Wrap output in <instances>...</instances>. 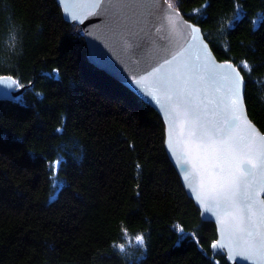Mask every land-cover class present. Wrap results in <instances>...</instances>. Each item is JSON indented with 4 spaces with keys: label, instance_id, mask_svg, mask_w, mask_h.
Returning <instances> with one entry per match:
<instances>
[{
    "label": "trees",
    "instance_id": "obj_1",
    "mask_svg": "<svg viewBox=\"0 0 264 264\" xmlns=\"http://www.w3.org/2000/svg\"><path fill=\"white\" fill-rule=\"evenodd\" d=\"M168 1L239 67L264 131V0ZM0 73L24 84L0 98V264H229L158 112L88 59L56 0H0Z\"/></svg>",
    "mask_w": 264,
    "mask_h": 264
},
{
    "label": "water",
    "instance_id": "obj_2",
    "mask_svg": "<svg viewBox=\"0 0 264 264\" xmlns=\"http://www.w3.org/2000/svg\"><path fill=\"white\" fill-rule=\"evenodd\" d=\"M56 1L63 17L82 28L88 59L158 112L164 125V148L184 190L198 207L200 217L215 225L212 249L224 252L229 264H252L236 255L242 241L235 233L232 210L222 200L204 198L214 179L208 174L214 172L217 161L211 153L194 147L186 155L184 145L177 142L179 137L171 135L173 108L180 112L187 110L212 132L224 125L229 118L231 77L235 75L231 69H235L243 81L240 89L243 118L257 136L264 137V131L248 115L245 78L239 67L231 60L218 59L200 25L187 19L168 0ZM193 28L198 30L197 40L192 38ZM165 60L171 63L164 64ZM161 64L164 67L159 73L150 75ZM23 88L24 84H18L12 74L0 73V98L13 97ZM167 95L172 99L168 100ZM234 135L246 137L248 131L240 128ZM247 180L251 184L249 191L258 193L253 199L259 207L264 204V179L260 169H254Z\"/></svg>",
    "mask_w": 264,
    "mask_h": 264
},
{
    "label": "snow or ice",
    "instance_id": "obj_3",
    "mask_svg": "<svg viewBox=\"0 0 264 264\" xmlns=\"http://www.w3.org/2000/svg\"><path fill=\"white\" fill-rule=\"evenodd\" d=\"M261 20H264V17H261ZM197 33L198 30L193 28V40L198 39ZM175 59L176 57H173V60ZM170 63L171 61L168 60L164 62V64ZM164 64L154 69L150 75L156 76ZM243 67L248 68V65L245 64ZM231 71L235 75L231 77L232 87L227 105L229 118L224 121V125L212 132L200 123L198 117H191L187 110L180 112L173 108L175 116L171 135L173 138L179 137L177 142L184 145L186 155L194 147L199 151L211 153L217 161L213 165L214 172L208 174L214 179L212 186L207 188L204 198L222 200L232 210L230 215L235 233L242 241L236 255L250 260L252 264H264V204L257 207V201L253 197L258 193L249 191L251 184L247 180V177L253 174L254 169H260L261 178L264 179V137L257 136L243 118L240 94L243 81L235 69ZM143 79L146 80L148 77ZM177 79L179 80L180 77L177 76ZM13 83L16 82L13 81ZM167 99L171 100V95H167ZM240 128L247 129L246 137L234 135L235 130ZM170 146L173 145L170 144ZM59 163L57 161V165ZM195 166L194 164L193 167ZM201 188H205L203 181ZM245 221H247V226H245ZM223 223L224 220H221V224ZM137 240L139 243L143 242L142 237H137Z\"/></svg>",
    "mask_w": 264,
    "mask_h": 264
}]
</instances>
